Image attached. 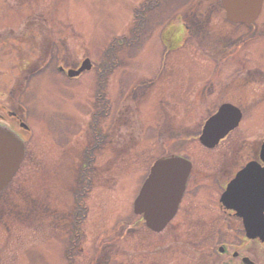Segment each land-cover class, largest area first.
<instances>
[{
	"label": "rangeland",
	"instance_id": "obj_1",
	"mask_svg": "<svg viewBox=\"0 0 264 264\" xmlns=\"http://www.w3.org/2000/svg\"><path fill=\"white\" fill-rule=\"evenodd\" d=\"M227 102L244 118L207 147L203 124ZM0 113L26 125L9 119L25 152L0 191V264H223L217 244L240 241L219 185L264 139V2L244 24L221 0H0ZM173 154L193 173L157 231L134 201Z\"/></svg>",
	"mask_w": 264,
	"mask_h": 264
},
{
	"label": "water",
	"instance_id": "obj_2",
	"mask_svg": "<svg viewBox=\"0 0 264 264\" xmlns=\"http://www.w3.org/2000/svg\"><path fill=\"white\" fill-rule=\"evenodd\" d=\"M264 0H222L226 16L230 21L251 23L259 16ZM89 60H85L78 71L89 68ZM240 110L224 104L211 117L204 128L201 141L209 147L217 144L226 132L235 128L241 118ZM223 132V133H222ZM24 156V145L17 133L6 125L0 124V190L12 179L20 167ZM264 158V146L262 155ZM257 163H250L240 177L232 180L225 193L228 206L238 205L237 188L245 184L246 176L259 175ZM191 169L188 160L171 156L157 160L151 168L139 195L134 202V210L144 216L147 226L153 230H161L174 217L181 200L186 180ZM264 179V177H263ZM245 218L250 236H258L264 241V215H242ZM252 264V263H251Z\"/></svg>",
	"mask_w": 264,
	"mask_h": 264
},
{
	"label": "flooded vegetation",
	"instance_id": "obj_3",
	"mask_svg": "<svg viewBox=\"0 0 264 264\" xmlns=\"http://www.w3.org/2000/svg\"><path fill=\"white\" fill-rule=\"evenodd\" d=\"M234 104V103H233ZM236 105V104H235ZM238 106V105H236ZM240 108V106H238ZM242 111V108H240ZM14 119V121H19L18 125L20 128H24L25 124L23 123V121L20 120V115L16 114V113H9V115L6 114H1L0 113V122L2 124H5L7 126H9L10 128L14 129L15 131H17V125L12 127L10 126L9 119ZM244 118V114L242 111V120ZM239 127V126H238ZM237 127V128H238ZM237 128H235L234 130H236ZM233 130V131H234ZM18 132V131H17ZM264 139L262 142L259 143V145L256 144L254 145V158L253 159H248L247 161H244L243 156L240 157V161L239 162H235V164L237 163H242L240 165H238L234 170V174L228 178V180L225 182L224 185H219V187H221V196L219 197V208L221 213L217 214V215H224V220L225 222L227 221V226H228V232L232 234H234V232L236 233V237L237 235L239 236V244H235L234 242H230V243H225L223 242V244H217V248L219 249V256H227V258L225 259V261L223 262V264H247L244 259L245 258H249L251 261H253L256 264H264L260 261L261 258H259V254L258 253H248L246 251H244L242 244L244 243V241H253L256 242L255 244H263L264 242H262L259 238H249L247 235L249 234L245 220L243 218V216L241 215H264V200L262 201H257V197L258 194L263 195L264 196V158L261 156V149H262V145H263ZM240 151V150H239ZM240 153V152H239ZM241 155V154H240ZM252 162H255L258 164V168H260L259 171V175L253 174L251 175V173H253L252 171L246 176L245 178V184L243 186L239 185L237 188V195H238V205H236L235 203L233 204V206H228V204L226 203V201L223 200V196L227 187V184L232 180V179H237L238 177H240L241 173L245 171V168ZM193 167V166H192ZM192 172H190V175L188 177L187 183H186V188L188 187V181L190 179V177L192 176L193 170H191ZM224 172V170H222ZM245 174L247 172H244ZM185 191L183 193L182 199L180 201L179 207H178V211L176 212L175 215H178L180 212V208L182 206V202H183V197H184ZM253 202H260L262 204H260L259 206H255L253 205ZM256 209V210H254ZM192 215V213H191ZM244 245H246L244 243ZM234 248V250L231 253V256H229V252L228 250ZM242 248V249H241Z\"/></svg>",
	"mask_w": 264,
	"mask_h": 264
},
{
	"label": "trees",
	"instance_id": "obj_4",
	"mask_svg": "<svg viewBox=\"0 0 264 264\" xmlns=\"http://www.w3.org/2000/svg\"><path fill=\"white\" fill-rule=\"evenodd\" d=\"M172 27H169L167 30L163 31L162 38L166 46L169 48H176L177 44L180 40V35L175 31V29H172Z\"/></svg>",
	"mask_w": 264,
	"mask_h": 264
}]
</instances>
